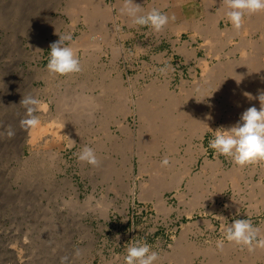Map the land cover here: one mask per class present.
Listing matches in <instances>:
<instances>
[{
    "label": "rangeland",
    "instance_id": "1",
    "mask_svg": "<svg viewBox=\"0 0 264 264\" xmlns=\"http://www.w3.org/2000/svg\"><path fill=\"white\" fill-rule=\"evenodd\" d=\"M82 1L0 0V264H61L62 257H68L66 264H125L129 243L140 240L159 253L156 264H228L229 259L230 264L239 254L234 264L240 262L249 254L247 248L225 242L224 252L216 241L223 238L221 225L235 219H251L264 231V162L238 167L208 147L213 131L233 125L239 117L226 113L232 104L214 93L205 68L219 61H236L240 67L241 40L260 38L256 16L264 12L250 15L245 33L220 34L226 30L221 17L215 22L218 33L206 35L209 18L222 0H135L145 12L158 8L169 15V23L154 32L132 25L116 7L110 19L101 17L107 16L105 10L85 16ZM56 32L72 34V44L66 43L81 61L80 73L58 76L47 71L49 45L59 39ZM209 36L217 41L214 45ZM245 66L244 73L258 72ZM81 94H94V100L76 112L74 103ZM28 95L46 103L47 110L40 107L35 113L43 126L63 99L60 118L68 130L56 131L58 117L50 123L54 126L55 121V128L45 125V132L29 142L30 129L19 123L26 111L20 100ZM211 97L221 112L199 136L189 119L181 122L179 113L198 103L191 119H201ZM138 101L152 109L145 119L137 110ZM167 102V113H159ZM118 103L128 108L114 112ZM167 114L169 122L163 119ZM9 126L12 137L7 135ZM66 131H72L71 138ZM84 146L94 149L98 166L77 159ZM131 155L134 167L129 172L125 159ZM165 157L170 163L161 166ZM232 169L237 173L233 181L223 176ZM262 252L255 264L263 262Z\"/></svg>",
    "mask_w": 264,
    "mask_h": 264
},
{
    "label": "clouds",
    "instance_id": "2",
    "mask_svg": "<svg viewBox=\"0 0 264 264\" xmlns=\"http://www.w3.org/2000/svg\"><path fill=\"white\" fill-rule=\"evenodd\" d=\"M222 6L228 22L237 31L242 27L246 15L264 12V0H222ZM119 11L130 18L132 25L148 27L154 32H160L170 20L169 15L158 8L145 12L134 0H122ZM56 34L59 39L49 45L47 71L58 76L80 73L81 61L71 44L66 43L72 41V34L60 35L57 32ZM240 81H237V84ZM244 95L248 99H253L250 93L246 92ZM255 99L260 102L259 109L256 106L247 108L235 124L229 127L221 126L213 131L214 137L208 143V147L216 155L231 159L238 167L264 162V91ZM20 105L26 109L24 118L20 119V127L24 130L37 128L41 121L35 113L42 106V101L31 95L22 96ZM7 135L8 137L15 135L10 126ZM76 155L80 162L92 166L99 165L96 153L91 147H82ZM169 163L165 157L161 161V166H168ZM217 217L226 220L223 216ZM221 229L223 238L216 241L218 250H223L225 242L247 248L249 252L254 251L256 247L264 248V238H260L259 235L261 230L253 225L251 219H235L231 224H222ZM74 254L79 253L77 251ZM158 260L159 253L152 250L146 240L129 243L124 256L125 264H156ZM67 261L68 257L61 258V264H66Z\"/></svg>",
    "mask_w": 264,
    "mask_h": 264
},
{
    "label": "bare ground",
    "instance_id": "3",
    "mask_svg": "<svg viewBox=\"0 0 264 264\" xmlns=\"http://www.w3.org/2000/svg\"><path fill=\"white\" fill-rule=\"evenodd\" d=\"M135 1V0H134ZM164 2H165V0H163ZM84 4H83V6L81 5V9H82V12L81 13H83L85 16H88V17H91V16H96V15H98L99 14V11H101V10H105L106 11V15L107 16H101V17H106V18H108V17H112V15L111 14H115V13H112V12H114V8L116 7L117 9L116 10H119L120 9V7L122 6V0L121 1H113V2H115V3H111V4H107V2H106V0H83L82 1ZM67 3H69V2H67ZM222 3V2H221ZM70 4V3H69ZM68 4V5H69ZM78 4V3H77ZM80 4V3H79ZM175 4V3H174ZM71 7V6H70ZM73 7V6H72ZM219 11L214 15V16H211L208 20V22L209 23H207V21L205 22V23H207V28H203L204 30H205V32L204 31H202V32H204V33H206V35L207 34H212V33H218L216 30H218V28L220 29V27H218L217 25H216V23L215 22H217V19H219V18H221V17H224V23L226 24V30L225 31H221L220 30V34L221 33H226V34H229V36H236V35H239V34H241L242 32H244V30L245 29H247L248 27H249V25H248V22H249V20H252V19H250L251 17H250V15H246V18L244 19V20H246V21H244V23H243V25H242V27L240 28V30H234L233 28H232V26H231V24L228 22V20H227V18H226V16L224 15V11H225V9L223 8V6H222V4L219 6ZM72 9V8H71ZM73 9L74 10H76L74 7H73ZM81 9H78V10H81ZM179 10V9H178ZM80 12V11H79ZM102 12V11H101ZM175 13V12H174ZM173 13V14H174ZM179 13V12H178ZM70 14H73V13H70ZM82 14V15H83ZM100 15V14H99ZM102 15V14H101ZM104 15V14H103ZM252 16V15H251ZM88 17H85L86 19H88ZM250 17V18H249ZM83 18V17H82ZM84 18V19H85ZM93 18V17H92ZM91 18V19H92ZM105 18V19H106ZM91 19H89L90 21H91ZM101 19V18H100ZM108 19H110V18H108ZM94 20V19H93ZM102 20V19H101ZM96 21V20H95ZM219 21H220V19H219ZM201 22V21H200ZM95 23H97V22H95ZM229 23V24H228ZM98 24V23H97ZM195 24V23H194ZM256 27H257V29L256 30H259V31H261V35H260V38L257 40V41H254V40H251V39H243V40H241V43H240V45H241V47H240V49H241V53L243 54V58L241 59V56L239 57V59H241L242 60V63H241V65H240V67H239V64H238V62H236L235 60H233V61H235L237 64H238V66H237V64H234L235 62H233L232 64H225L224 62H222V61H219V63L216 65L215 63V65L213 66L212 64V67H211V65H210V67L209 66H207V67H209V68H205V71L208 73H205L206 75H207V77L208 78H210L211 77V81L210 82H208V83H210V87H212V90L214 91V93L215 94H221L223 97V99L222 100H224V101H226L227 103H229V104H232V106H230L229 108H230V110L229 111H227L226 113L228 114V112H230V111H232L233 113L235 112V113H237L238 114V117H240V115L242 114V112L244 111V110H246L247 108H249V107H251V106H256L257 107V109H259V107H260V102H259V100L258 99H254V97H255V95L258 93V95L260 94V92H262V91H264V47L262 46V39L264 40V14L263 15H258L257 14V16H256ZM177 25V24H176ZM183 26H185V25H182L180 28L178 27V30L179 29H181V28H183ZM205 26V25H204ZM192 27H197L196 25L195 26H192ZM198 29H199V26L197 27ZM201 28V27H200ZM197 29V30H198ZM216 29V30H215ZM202 30V29H201ZM223 30V29H222ZM253 31V30H252ZM112 32V31H111ZM200 32V34H201V31L200 30H198V33ZM247 32V31H246ZM195 33V32H194ZM245 33V32H244ZM249 33V32H248ZM113 34V33H112ZM220 34H218V35H220ZM223 34V35H224ZM225 34V35H226ZM247 34V33H246ZM104 35V34H103ZM217 35V36H218ZM243 36H244V34H242ZM204 36V35H203ZM202 36V37H203ZM211 36V35H210ZM206 37L207 39H208V41H213V42H211V44L213 43V45H214V43L215 42H217V41H215V39H216V37L217 36H215V35H213V36H215V39H213V36L212 37ZM228 36V37H229ZM223 37H225V38H228V37H226V36H223ZM80 38V37H79ZM205 38V39H206ZM211 38V39H210ZM234 38V37H233ZM232 38V39H233ZM244 38V37H243ZM112 39V38H111ZM220 39V38H219ZM224 39V38H223ZM230 39V38H229ZM84 40V39H83ZM104 40V39H103ZM108 40V39H107ZM218 40V39H217ZM221 40V39H220ZM228 40V39H227ZM102 41V40H101ZM224 41V40H223ZM222 41V42H223ZM252 41H254V42H252ZM106 42V41H105ZM219 42V41H218ZM71 43V42H70ZM220 43V42H219ZM72 44V43H71ZM206 44V43H205ZM76 45H78V44H76ZM212 45V46H213ZM215 46H216V44H215ZM214 46V47H215ZM245 47V48H244ZM246 47H250V50L249 51H247V50H245L246 49ZM113 50V49H112ZM220 50V49H219ZM240 53V54H241ZM204 59V58H203ZM202 60V59H201ZM237 61H239V60H237ZM221 62V63H220ZM239 63H240V61H239ZM243 64V65H242ZM247 64V65H251V69L250 70H252V68L254 69V70H257L258 72H255L254 74H247L248 73V71L247 70H245V71H247V73H244V68H246V66L245 65ZM235 66H237L238 67V69H235L236 67ZM235 67V68H234ZM242 68V69H241ZM240 69L241 70H243V71H240ZM47 73V72H46ZM45 74H43V76H44ZM51 75V74H50ZM205 76V75H204ZM47 78V77H46ZM49 78V77H48ZM47 78V79H48ZM202 78H204V77H202ZM216 78V79H215ZM205 79H207V78H205ZM49 80V79H48ZM240 81V83L239 84H237V81ZM85 81V80H84ZM82 84V83H81ZM85 84V83H84ZM110 88H111V86L110 85H108ZM108 86H106V88H104L102 91L104 92H106V91H108V89H109V87ZM116 86V85H115ZM87 87V86H86ZM117 87V86H116ZM37 88V87H36ZM81 88V87H80ZM113 88V87H112ZM118 88V87H117ZM87 89V88H86ZM40 90V89H39ZM162 90V89H161ZM101 91V92H102ZM164 91V90H163ZM82 92V91H81ZM204 92V91H203ZM250 93L251 95H252V97H253V99H248L245 95H244V93ZM91 93V92H90ZM122 93V92H121ZM120 93V94H121ZM64 94V93H63ZM68 94V93H67ZM79 94V93H78ZM87 94V93H86ZM84 95L83 96V94H81L80 96H81V99H79V96H78V100L74 103L75 104V106H76V108H75V110L77 109V110H80V111H84V107H86V108H88L87 106H89L88 104H90L91 105V103H93L92 101L94 100V98L92 97L93 95L92 94H88V95ZM187 94V93H186ZM209 94H211V93H209ZM121 95H123V93L121 94ZM58 96V95H57ZM66 96H68V95H66ZM213 96V95H212ZM120 97V96H119ZM186 97V96H185ZM214 97V96H213ZM60 98V97H59ZM75 98H76V96H75ZM199 98V97H198ZM212 98V97H211ZM68 99V98H67ZM119 99H121V98H119ZM202 99V98H201ZM220 99V100H221ZM55 100V99H54ZM60 100H62V101H60ZM59 101H57V106H56V115H51V118H49L51 121H53V120H57V118H58V121H57V123L58 124H56V126H55V121H54V126L56 127V131L57 132H61V130L63 131V129H66V130H68V128H66L65 127V125H63V120L64 119H61L60 117L63 115V113H61V110L65 107V106H63L64 105V103H62L64 100L63 99H60ZM205 100V99H204ZM204 100L202 101V102H204ZM258 100V101H257ZM42 101V100H41ZM135 101H137V100H135ZM140 101V100H139ZM137 102V104H136V102H135V104H136V107H137V110L140 112H138L140 115H143V117H144V115H150V112L152 111V109H150V108H148L147 110H146V108L143 106V104H142V102ZM189 101V100H188ZM257 101V102H256ZM71 102V107L72 106H74V105H72L73 104V102L72 101H70ZM69 103V102H68ZM171 103H172V100H171ZM179 103V102H178ZM177 103V104H178ZM206 104H207V102H205ZM63 104V105H62ZM125 104V103H124ZM169 103L167 102V104H165V107L164 106H161V107H159V109H158V112L160 113V111H162V112H164V113H167L166 112V109H167V107L169 106L168 105ZM176 104V105H177ZM223 103H221V105H222ZM87 105V106H86ZM94 105H95V107H97L96 106V104L94 103ZM205 104H202V106L205 108V106H207L204 110L206 111V116H204L203 118H201V119H198V118H196L195 119V121H192L193 119H191L192 117H194L195 115H194V113L196 114V112H198V107L200 106L198 103H196V104H188L180 113H179V118H181L182 119V121L181 122H185V120H187V119H189V120H187L188 122L187 123H193L192 124V126H193V129L195 130V132H197L198 131V133H199V136H202V133L207 129V128H209V127H211V126H213V123H212V120L214 119V117L215 116H217L218 114H219V111L221 110V109H219V104L218 103H216V100L214 99V98H212L211 99V102H209L208 101V104L207 105H205ZM74 106V107H75ZM124 106V105H123ZM123 106H122V104H116L114 107H113V111L115 112V110H117V109H123ZM127 106H128V104H127ZM126 105L124 106V107H127ZM158 106V105H157ZM180 106V105H179ZM63 107V108H62ZM41 108H46V103L43 101L42 102V106H41ZM40 108V109H41ZM68 108V107H67ZM128 108V107H127ZM155 108V107H154ZM176 108H177V106H176ZM66 109V108H65ZM71 109V108H70ZM69 109V110H70ZM72 109H73V107H72ZM115 109V110H114ZM150 109V110H149ZM197 109V110H196ZM45 110H47V109H45ZM76 110V112H78ZM89 110V109H88ZM129 110V109H128ZM127 109L126 110H124V111H126L125 113H127V111H128ZM176 110V109H175ZM234 110V111H233ZM42 111H43V109H42ZM118 111V110H117ZM117 111H116V113H117ZM169 111H171L170 109H168V112ZM177 111V110H176ZM46 112V111H45ZM63 112V111H62ZM121 112V111H120ZM136 112V111H135ZM201 112V111H200ZM221 112V111H220ZM232 112H230V113H232ZM55 113V112H54ZM88 113V112H87ZM119 113V112H118ZM129 113V112H128ZM173 113V112H172ZM177 114V113H176ZM199 114V113H198ZM202 114V113H201ZM44 115V114H43ZM233 115V114H232ZM235 115V114H234ZM57 116V117H56ZM162 116H164V115H162ZM161 116V117H162ZM50 117V116H49ZM141 117V116H140ZM160 117V118H161ZM210 117V118H209ZM233 117H235V116H233ZM47 118H48V116H47ZM64 118V117H63ZM163 118V117H162ZM161 118V119H162ZM177 118V117H176ZM175 118V119H176ZM237 118V117H236ZM59 119H61V121H59ZM76 119V118H75ZM79 119V118H78ZM144 119H145V117H144ZM143 119V120H144ZM164 121L166 122H169L170 121V119H171V116H169L168 114L166 115V116H164ZM191 119V120H190ZM43 120V119H42ZM42 120H40L41 121V123H40V125L37 127V128H35V129H30L29 130V132H30V141L29 142H34L39 136H41L42 135V133H44L45 132V130H46V127H44L45 125H51L52 127H54L52 124H50L51 123V121L48 123V122H46V123H48V124H46L45 122V125L43 126V122H42ZM46 120V119H45ZM44 120V121H45ZM180 120V119H179ZM235 119H231V121H234ZM49 121V120H48ZM66 121V120H65ZM161 122H163V121H161ZM225 122V121H224ZM235 122V121H234ZM53 123V122H52ZM61 123V124H60ZM179 123H180V121H179ZM236 123V122H235ZM234 123V124H235ZM120 125H121V122L119 123ZM186 124V123H185ZM228 124H229V122H228ZM232 124V123H231ZM62 125H63V127H62ZM73 126V125H72ZM149 126V125H148ZM171 126V125H170ZM54 127V128H55ZM65 127V128H64ZM146 127V126H145ZM167 127V126H166ZM166 127H165V130H166ZM225 127V126H224ZM54 128H53V130H54ZM122 128V127H121ZM159 128V127H158ZM164 128V127H163ZM181 128V127H180ZM70 129V128H69ZM123 129V128H122ZM125 129V128H124ZM127 129V128H126ZM148 129H149V127H148ZM177 129V128H176ZM176 129H174L175 131H176ZM72 130V129H71ZM128 130V129H127ZM157 130V129H156ZM162 130V129H161ZM172 130V129H171ZM178 130V129H177ZM65 131V130H64ZM126 131V130H125ZM149 131V130H148ZM174 131V132H175ZM56 132V133H57ZM67 132V131H66ZM66 132H64V133H66ZM69 132V131H68ZM68 132H67V134H68ZM71 132V133H70ZM69 132V134H71V135H69V137L71 136L72 137V131H70ZM128 132V131H127ZM168 132V135H169V131H167ZM167 132H166V134H167ZM173 132V131H172ZM178 132V131H177ZM56 133H55V135H56ZM197 133V134H198ZM66 134V135H67ZM161 134H162V131H161ZM184 134V133H183ZM58 135V134H57ZM61 135V134H60ZM67 135V136H68ZM108 136H109V134H108ZM114 136V135H113ZM163 136H165L164 134H162V136L161 137H163ZM167 136V135H166ZM68 137V138H69ZM70 137V138H71ZM74 137V136H73ZM109 137H112V135H110ZM113 138V137H112ZM115 138V137H114ZM202 138V137H201ZM47 139V138H46ZM68 140H70V139H68ZM72 141H74L73 139H71ZM170 140V139H169ZM72 141H70L69 142V144H71V142ZM149 141V140H148ZM31 142V143H32ZM113 142H115V141H113ZM146 142V141H145ZM171 142V141H170ZM108 143V142H107ZM115 143H118L119 144V141L117 142H115ZM121 143V142H120ZM125 143V142H124ZM148 143V142H147ZM147 143H145L146 145H144L145 147H147L148 145H147ZM113 144V143H112ZM122 144H123V141H122ZM121 144V145H122ZM148 144H150V143H148ZM68 145V144H67ZM109 145V144H108ZM120 145V144H119ZM152 145V144H151ZM110 146H112V145H110ZM143 146V147H144ZM174 146V145H173ZM154 149V148H153ZM39 150V149H38ZM136 150V149H135ZM140 150V149H139ZM142 150V149H141ZM195 150V149H194ZM138 151V150H137ZM140 151H138L137 153H139ZM177 152V151H176ZM45 154V153H44ZM140 154H142L141 152H140ZM139 154V155H140ZM139 155H138V158L140 159V158H142L141 156L139 157ZM123 157V156H122ZM126 158V157H125ZM124 158V159H125ZM126 161H127V167L126 168H128V170H129V172H131L132 171V168L134 167L133 166V162H132V155L131 156H128V159L126 158L125 159ZM142 161L144 160V159H141ZM140 160V161H141ZM155 161V160H154ZM113 162V161H112ZM123 162H125V161H123ZM122 163V162H121ZM207 163V162H206ZM110 164H111V162H110ZM109 165V164H108ZM178 166V165H177ZM217 166V165H216ZM209 167V166H208ZM142 168V167H141ZM154 168V167H153ZM157 168V167H156ZM159 168H157V170H158ZM204 169V168H203ZM202 169V170H203ZM231 171H233V169L232 170H228V171H226L224 174H223V176L225 175V177L227 178V179H230L231 181H233L234 180V176L237 174L236 173V171L234 172L233 171V173L231 172ZM264 171V170H263ZM186 172V171H185ZM178 177V176H177ZM173 178V177H172ZM180 177H178V179H179ZM237 179V178H236ZM235 179V180H236ZM174 180V179H173ZM180 180V179H179ZM238 180V179H237ZM252 180V179H251ZM177 181V180H176ZM225 181V180H224ZM158 182H159V180H158ZM171 182V181H170ZM227 182V181H226ZM246 182V181H245ZM237 183V181L236 182H234V184L235 185H237L236 184ZM246 184V183H245ZM231 185V184H230ZM233 185V184H232ZM252 185V184H251ZM250 185V186H251ZM171 186V185H170ZM225 186H227V185H225ZM238 186V185H237ZM236 186V187H237ZM173 187V186H172ZM164 188H165V186H164ZM169 188V187H168ZM167 188V189H168ZM239 188V187H238ZM250 188V187H249ZM158 189V188H157ZM163 189V188H162ZM233 189V188H232ZM153 190V189H152ZM156 190V189H155ZM154 190V191H155ZM193 190V189H192ZM200 191H201V189H200ZM149 192H151V190H149ZM142 193V192H141ZM195 193V192H194ZM198 193V192H197ZM196 193V194H197ZM200 193V192H199ZM159 194H161V193H159ZM201 194V193H200ZM76 196V195H75ZM198 196V195H197ZM160 197V196H159ZM195 198V197H194ZM198 198V197H197ZM160 199H161V197H160ZM198 200V199H197ZM235 202V201H234ZM232 204V203H231ZM235 204V203H234ZM233 205V204H232ZM156 206H158V205H156ZM233 207V206H232ZM184 232V231H183ZM261 232V231H260ZM264 234V231L262 230V232L260 233V234ZM259 234V235H260ZM263 237H261V238H264V235H262ZM230 244V243H229ZM232 244V243H231ZM228 245V244H227ZM232 245H234V244H232ZM228 247V246H227ZM232 247V246H231ZM192 248V247H191ZM229 248V247H228ZM228 248H226L225 250H226V252H227V250H228ZM241 248V247H240ZM257 249H255L254 251H252V252H249V254H247V255H245V257H243L242 259H240V262L239 261H236V262H238V263H236V264H255V258H256V256H258L259 254H261V252L263 253L262 255H264V248H258V247H256ZM231 249H233V247L231 248ZM240 250V249H239ZM261 250V251H260ZM189 251V250H188ZM224 251V250H223ZM260 253H259V252ZM181 252V251H180ZM225 252V251H224ZM229 252V251H228ZM240 252V251H239ZM222 253V252H221ZM237 252H235V254H236ZM245 253H247V251L245 252ZM182 254V253H181ZM227 254V253H226ZM238 254V253H237ZM174 255H176V254H174ZM178 255V254H177ZM240 255V254H239ZM239 255H237L236 257H238ZM172 256H173V254H172ZM183 256V255H182ZM261 256V255H260ZM259 256V257H260ZM227 257V256H226ZM235 257V258H236ZM241 257V256H240ZM170 258V257H169ZM179 258H180V256H179ZM235 258H233V260L231 261V263L230 264H234L235 262ZM239 258V257H238ZM263 258V257H262ZM232 259V258H231ZM237 259V258H236ZM213 260H215V259H213ZM228 261V260H227ZM212 262H214V261H212ZM229 262H230V259H229ZM229 262H228V264H229ZM180 263H181V261H180ZM179 263V264H180ZM257 264V263H256ZM261 264H264V259H263V262L261 263Z\"/></svg>",
    "mask_w": 264,
    "mask_h": 264
},
{
    "label": "crops",
    "instance_id": "4",
    "mask_svg": "<svg viewBox=\"0 0 264 264\" xmlns=\"http://www.w3.org/2000/svg\"><path fill=\"white\" fill-rule=\"evenodd\" d=\"M195 54H197V50H196Z\"/></svg>",
    "mask_w": 264,
    "mask_h": 264
}]
</instances>
